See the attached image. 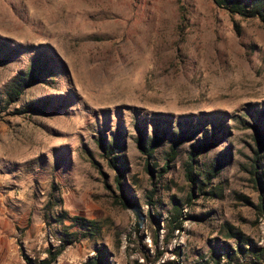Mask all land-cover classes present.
<instances>
[{"label": "rangeland", "instance_id": "1", "mask_svg": "<svg viewBox=\"0 0 264 264\" xmlns=\"http://www.w3.org/2000/svg\"><path fill=\"white\" fill-rule=\"evenodd\" d=\"M2 41L0 55H13L0 62V264H82L101 246L111 264H216L214 250L221 264L227 252L230 264H252L228 225L264 245L251 127L264 110L262 20L214 0H0ZM36 59L54 74L4 109L14 76ZM39 100L50 102L46 113H17ZM157 116L173 127L182 117L220 127L223 141L198 158L195 187L190 142L167 172L147 171L137 126L151 135ZM120 128L140 214L116 202L101 146ZM168 152L166 140L151 159L158 171ZM218 160L225 164L207 182Z\"/></svg>", "mask_w": 264, "mask_h": 264}, {"label": "trees", "instance_id": "2", "mask_svg": "<svg viewBox=\"0 0 264 264\" xmlns=\"http://www.w3.org/2000/svg\"><path fill=\"white\" fill-rule=\"evenodd\" d=\"M220 7L226 8L232 14H239L243 17H257L264 22V0H214ZM1 45L5 46L6 41H2ZM2 48L0 47V51ZM13 55V52L0 55V62L8 60ZM55 60V58H54ZM54 68L49 66V61L36 59L32 66L27 71L17 73L11 84L10 88L6 92V99L3 103V108L8 109L12 104L16 103L20 97L24 94L26 89L33 86L46 76L54 74ZM3 98L0 97V107L3 102ZM50 102L45 100H39L27 104L24 108L17 110V113H34L48 111ZM154 121L153 133L150 135L145 126H137L138 135L136 137V144L140 152L146 157L148 163L147 171L152 177L164 172H167L171 167V162L177 158L180 153V148L185 143L190 142L189 160L186 163V177L192 186L198 185L199 173L196 171L198 158L203 153L208 152L215 146L219 145L223 141V134L220 133V127L217 123H214L211 127H203V123L200 121L196 124L192 122V119L182 117L178 120V127H173L171 121H166L161 117H152ZM251 127L254 129V140L256 143V149L253 157V169L252 173L256 182L263 188L264 184V172L262 171V164L264 161V110L258 115ZM169 140V152L167 154L166 162L159 171L155 164L151 163V159H154L157 149L163 145V143ZM122 132L121 128L116 134L113 135L112 142H106V138L103 135L101 143L102 148L105 152L108 165L115 171V183L116 188L119 190V195L116 196V202L119 204L133 208L137 214L139 212V203L137 198L132 195L125 184L126 168L123 166L122 156L118 153L123 148L122 145ZM225 161L218 160L212 166V168L206 174L207 182L215 178L224 166ZM207 184L202 183L201 186ZM200 188V186H199ZM194 191V189H193ZM192 191V192H193ZM192 197V193L190 194ZM248 200L247 197H245ZM261 213L264 214V195H261V204L258 207ZM175 209L177 213H181L179 201H175ZM84 220V218H79ZM228 236L234 237L237 240L236 250L243 254L244 257H251L252 264L262 260L264 257V245L257 246L251 238L239 229H235L231 225H228ZM72 242V241H68ZM65 244H62L58 248L53 259L55 260L59 254L65 249ZM228 262L230 264L232 255L226 253ZM222 255L217 250L213 251V260L216 264H221ZM82 264H111L108 257L106 247L101 246L97 249L95 255L90 257L87 261ZM193 264H211L210 260L201 258V260ZM260 264V263H259Z\"/></svg>", "mask_w": 264, "mask_h": 264}]
</instances>
